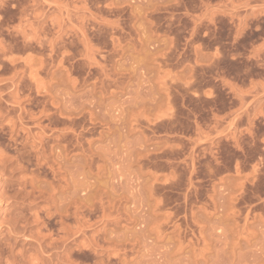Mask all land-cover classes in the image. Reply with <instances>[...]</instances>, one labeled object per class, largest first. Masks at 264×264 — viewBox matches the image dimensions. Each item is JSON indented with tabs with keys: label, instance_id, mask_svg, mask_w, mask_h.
Returning <instances> with one entry per match:
<instances>
[{
	"label": "rangeland",
	"instance_id": "374dc122",
	"mask_svg": "<svg viewBox=\"0 0 264 264\" xmlns=\"http://www.w3.org/2000/svg\"><path fill=\"white\" fill-rule=\"evenodd\" d=\"M0 264H264V0H0Z\"/></svg>",
	"mask_w": 264,
	"mask_h": 264
}]
</instances>
